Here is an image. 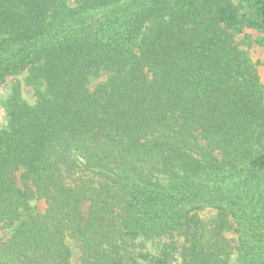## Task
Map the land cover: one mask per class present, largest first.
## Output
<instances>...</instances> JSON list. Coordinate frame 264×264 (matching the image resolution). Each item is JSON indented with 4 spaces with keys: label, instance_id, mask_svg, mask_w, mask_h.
Returning a JSON list of instances; mask_svg holds the SVG:
<instances>
[{
    "label": "trees",
    "instance_id": "16d2710c",
    "mask_svg": "<svg viewBox=\"0 0 264 264\" xmlns=\"http://www.w3.org/2000/svg\"><path fill=\"white\" fill-rule=\"evenodd\" d=\"M245 28L264 49V0H0V82L36 96L3 102L0 264H70L68 239L80 264H264Z\"/></svg>",
    "mask_w": 264,
    "mask_h": 264
},
{
    "label": "rangeland",
    "instance_id": "374dc122",
    "mask_svg": "<svg viewBox=\"0 0 264 264\" xmlns=\"http://www.w3.org/2000/svg\"><path fill=\"white\" fill-rule=\"evenodd\" d=\"M237 2L238 0H233ZM261 35L259 32L253 29L245 28L243 32L235 35V41L238 43V47L245 51L248 57L254 64L255 70L257 72L258 78L262 86L264 87V49L254 43V39ZM27 72L24 71L18 75L9 76L6 78L5 82H0V123H6L5 111L3 102L9 96L11 88L15 83L20 86L21 97L30 105L36 102V96L34 94V89L26 83ZM100 79H95L90 83V87H93ZM31 205L36 208V211L43 212L45 209V202L43 199H33L30 201ZM84 210L87 208V203L83 205ZM214 211H204L201 213L203 217L213 216ZM11 235V231L7 228L0 226V244L6 241ZM225 235L230 239H235L236 234L233 229L228 230ZM181 243L182 240L180 239ZM67 243L71 248V259L70 264H80V252L74 240L68 239ZM235 256H233V261Z\"/></svg>",
    "mask_w": 264,
    "mask_h": 264
}]
</instances>
